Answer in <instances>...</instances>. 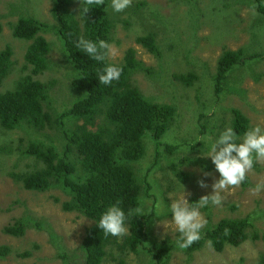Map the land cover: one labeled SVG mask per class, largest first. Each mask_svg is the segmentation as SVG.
<instances>
[{
  "label": "rangeland",
  "instance_id": "1",
  "mask_svg": "<svg viewBox=\"0 0 264 264\" xmlns=\"http://www.w3.org/2000/svg\"><path fill=\"white\" fill-rule=\"evenodd\" d=\"M77 7L78 3L73 9ZM52 8L53 0H0V50L10 47L13 51L11 71L0 85V93L13 90L18 81L31 75L51 85L46 111L58 116L75 99L71 82L76 70L67 61L62 41L53 30L57 22ZM109 11L114 23L110 44L118 50L117 56L108 58L109 62L121 65L126 53L135 51L145 69L132 74L133 85L147 100L176 108L175 120L162 138V146L157 147L153 136L147 135L145 155L133 165L143 188L141 212L153 221L151 239L176 242L180 234L171 221L170 203L185 193H190L186 198L190 203L195 200L193 204L212 194L213 177L218 179L219 173L211 158L204 155L220 133L231 127L232 110L242 112L250 127L259 124L264 128V58L236 66L219 95L214 84L218 60L225 51L243 49L244 57L264 55V17L252 0H133L129 8L119 13L113 11L110 0ZM21 17H34L52 27L41 33L51 45L50 67L43 74L33 75L25 60L30 42L13 35V26ZM152 34L160 56L137 42ZM180 77L194 79L187 85ZM209 108L217 111L205 115ZM198 137H204V142L197 141ZM50 138L63 156L62 140L48 125L41 130L26 125L14 130L0 128V247L10 251L0 257V264H82L81 246L93 222L78 212L63 209V203L70 199L66 192L55 188L29 191L11 177L12 173L37 169L35 159L26 156L25 150L32 140L47 143ZM76 168L80 172L79 165ZM177 169L189 175L187 181L176 176ZM204 172L212 176L205 177ZM247 178L248 184L222 193V206L209 204L200 212L207 220L204 229L222 219L249 218L260 238L226 246L220 252L209 242L191 255L175 249L168 264L260 262L264 255V190L253 195L251 189L264 183V163H256ZM199 179H204L209 187H199ZM18 219L28 223L23 236L3 231ZM36 223L41 224V229ZM149 247L147 243L138 253L110 247L103 264H151Z\"/></svg>",
  "mask_w": 264,
  "mask_h": 264
},
{
  "label": "trees",
  "instance_id": "2",
  "mask_svg": "<svg viewBox=\"0 0 264 264\" xmlns=\"http://www.w3.org/2000/svg\"><path fill=\"white\" fill-rule=\"evenodd\" d=\"M76 3L78 7L74 10ZM252 5L264 17V0H252ZM81 7V0H53L52 15L57 22L53 30L62 41L67 61L76 70L71 82L75 94L71 107L61 115L51 116L46 111L51 85L35 80L31 75L18 81L13 90L0 93V128L14 130L26 125L41 130L48 125L62 140L64 150L61 156L51 138L47 143L32 140L25 154L35 159L38 168L12 173L11 177L29 191L46 192L55 188L66 192L70 199L63 203V209L78 212L93 222L81 246L82 264H103L108 249L115 246L138 253L150 243L147 252L151 254V264H168L175 249L191 255L209 242L215 251L220 252L226 246H239L249 239L258 240L259 234L249 218L222 219L213 226L209 225L202 230V239L187 249L178 247L179 239L176 242L151 239L153 221L150 215L141 212L143 188L133 165L145 155L144 139L147 135L153 136L157 147L162 146V138L175 120L176 108L147 100L133 85L132 74L145 69L133 50L126 53L123 64H114L123 68L119 81L110 86L99 83L98 73L113 63L108 59L104 62L92 60L80 52L75 43L80 37L111 43L114 23L109 11L110 0H105V5L91 8L86 15L80 14ZM51 28L34 17H21L13 26L16 38L30 42L25 60L32 67L33 75L43 74L50 67L51 45L41 33ZM137 42L150 53L160 56L153 34L140 37ZM244 51H225L220 56L214 78L217 95L223 92L229 74L236 66L264 58L260 54L244 57ZM12 55L10 47L0 50V85L11 71ZM193 79L180 77L187 85H191ZM232 113L231 127L238 136H243L250 128V122L239 110L233 109ZM168 149L171 150L169 146ZM76 165H79L80 172ZM176 176L183 182L189 178L178 169ZM243 183L248 184L249 179ZM112 205H118L127 216L128 233L123 237L105 236L97 227L101 215ZM130 211L132 215L128 216ZM36 226L42 227L40 223ZM226 227L231 230L228 236L223 234ZM27 228L26 220L18 219L3 231L23 236ZM9 252L7 247H0V257ZM258 264H264V255Z\"/></svg>",
  "mask_w": 264,
  "mask_h": 264
},
{
  "label": "clouds",
  "instance_id": "3",
  "mask_svg": "<svg viewBox=\"0 0 264 264\" xmlns=\"http://www.w3.org/2000/svg\"><path fill=\"white\" fill-rule=\"evenodd\" d=\"M132 2L133 0H111V7L113 11L119 13L129 8ZM81 5L80 14L86 15L91 8L105 5V0H81ZM75 47L96 62H104L118 54V50L105 40L95 42L80 37ZM122 73V67L108 64L98 73L97 77L100 84L110 86L114 81H119ZM215 111L217 109L209 108L205 115H211ZM197 141L204 142V137H198ZM204 156L211 158L215 171L219 173L218 179L213 177L212 194L202 196L193 204L186 198V195L190 193H185L179 198L172 199L170 203L171 221L180 234L178 241L180 249H187L202 239V229L207 225V220L202 216L200 208L209 204L222 206L225 201L222 193L239 188L247 179L248 174L253 171L254 165L264 163V128L257 124L247 129L243 136H238L232 127H227ZM203 175L212 176V173L204 172ZM198 185L201 188L209 187L204 179H199ZM262 190H264V183L257 184L251 189V193L257 195ZM136 211L140 212V209ZM130 215H132L131 211L128 213V216ZM126 219L124 210L118 205H112L101 215L97 227L105 236L123 237L128 233ZM164 225L167 229L168 225ZM230 231L226 227L223 234L228 236Z\"/></svg>",
  "mask_w": 264,
  "mask_h": 264
}]
</instances>
